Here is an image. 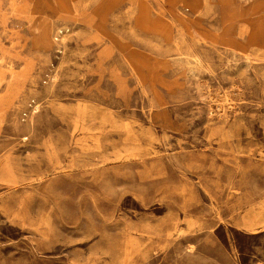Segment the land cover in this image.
I'll list each match as a JSON object with an SVG mask.
<instances>
[{"label":"rangeland","instance_id":"obj_1","mask_svg":"<svg viewBox=\"0 0 264 264\" xmlns=\"http://www.w3.org/2000/svg\"><path fill=\"white\" fill-rule=\"evenodd\" d=\"M0 264H264V0H0Z\"/></svg>","mask_w":264,"mask_h":264},{"label":"bare ground","instance_id":"obj_2","mask_svg":"<svg viewBox=\"0 0 264 264\" xmlns=\"http://www.w3.org/2000/svg\"><path fill=\"white\" fill-rule=\"evenodd\" d=\"M69 31V30H68ZM37 108V107H36Z\"/></svg>","mask_w":264,"mask_h":264}]
</instances>
